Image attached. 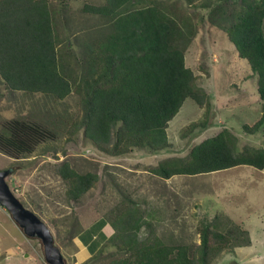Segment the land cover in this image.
Listing matches in <instances>:
<instances>
[{
    "label": "trees",
    "instance_id": "trees-1",
    "mask_svg": "<svg viewBox=\"0 0 264 264\" xmlns=\"http://www.w3.org/2000/svg\"><path fill=\"white\" fill-rule=\"evenodd\" d=\"M67 1L0 0V82L5 92L39 93L56 100L76 94L81 118L72 120L68 140L82 126L84 137L113 157L133 148L169 147V121L187 98L208 110L209 97L185 60L195 26L177 3L149 0L138 7L133 6L136 0L84 3L83 12L105 18L108 25L97 38L78 40L77 55L72 42L60 47L57 25ZM184 1L194 6L201 1L206 21L223 30L238 57L248 62L256 75L258 97L264 101V0ZM48 124L5 120L0 125V152L13 159L32 154L40 144L57 139ZM197 126L190 123L184 129ZM242 129L249 134L264 132V108ZM240 165L264 169V146L244 145L238 150L237 137L223 128L194 144L186 155L159 160L150 172L169 179ZM53 170L65 183L68 201L78 200L99 180L97 172L80 171L67 159ZM123 194L108 215L112 233L82 264H211L222 251L251 244L245 228L218 213L199 219L198 241L166 242L155 233L140 201ZM142 229L147 234L140 237ZM79 232V225L73 224L68 236Z\"/></svg>",
    "mask_w": 264,
    "mask_h": 264
},
{
    "label": "rangeland",
    "instance_id": "rangeland-1",
    "mask_svg": "<svg viewBox=\"0 0 264 264\" xmlns=\"http://www.w3.org/2000/svg\"><path fill=\"white\" fill-rule=\"evenodd\" d=\"M146 1L149 0H136L133 6ZM166 1L182 7L183 14L195 26L196 33L187 44L185 60L197 75V85L210 100L208 110H204L192 99H185L169 121L167 148L155 151L133 148L124 155L109 156L84 137L82 126L68 140L72 120L81 118L76 94L56 100L39 93H7L0 82V125L13 118L30 119L49 122L47 126L55 128L57 133L56 140L40 144L24 158L13 159L0 152V169L13 168L6 178L11 191L48 225L66 264H78L73 257L74 237L69 238V227L78 224L82 240L92 233L98 234L123 193L140 201L155 233L166 242H196L199 219L222 214V218H229L248 231L251 244L224 250L211 264H264V169L240 165L169 179L150 172L159 160L184 156L194 144L223 128L237 137L238 150L244 145L264 146L263 131L249 134L242 129L245 123L253 124L264 108V101L257 94L256 75L248 62L238 57L223 30L206 21L207 9L200 7L201 1L195 6L184 0ZM86 2L100 4L103 0H68L57 25L60 47L72 42L77 55L78 40L82 42L107 31L105 18L81 10ZM190 123L199 126L185 130ZM63 159L80 171L99 175L98 182L76 201L66 199L65 183L53 170ZM101 218L104 220L97 223ZM146 234L145 229L139 233L140 237ZM102 238L100 234L98 241ZM94 251L92 248L90 254ZM0 264H47L40 241L27 237L1 206Z\"/></svg>",
    "mask_w": 264,
    "mask_h": 264
},
{
    "label": "water",
    "instance_id": "water-1",
    "mask_svg": "<svg viewBox=\"0 0 264 264\" xmlns=\"http://www.w3.org/2000/svg\"><path fill=\"white\" fill-rule=\"evenodd\" d=\"M10 173V169H0V206L8 211L27 237L40 241L47 264H66L60 249L54 243V237L48 225L33 211L26 208L11 191L6 181Z\"/></svg>",
    "mask_w": 264,
    "mask_h": 264
},
{
    "label": "crops",
    "instance_id": "crops-1",
    "mask_svg": "<svg viewBox=\"0 0 264 264\" xmlns=\"http://www.w3.org/2000/svg\"><path fill=\"white\" fill-rule=\"evenodd\" d=\"M93 38H97V36H93ZM78 71L82 73L81 66L78 68ZM102 220L104 219L101 218V220H99L97 223H100ZM104 221L106 222H103V224L101 225V230L98 234L92 233L93 235L87 237L86 240H82L80 238L79 236L80 232L74 237L73 243L75 245V251L73 253V257L75 259V263L79 264L87 260L91 255L90 254L91 249L94 248L96 250L101 245L103 238L105 236H109L112 233V229L108 221L106 219ZM85 230H88V227ZM100 234L103 236V238L98 241ZM95 241L96 244H94Z\"/></svg>",
    "mask_w": 264,
    "mask_h": 264
}]
</instances>
